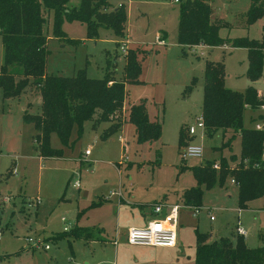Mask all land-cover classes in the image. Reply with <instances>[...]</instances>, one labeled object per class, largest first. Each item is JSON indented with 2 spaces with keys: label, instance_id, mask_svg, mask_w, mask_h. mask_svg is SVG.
<instances>
[{
  "label": "rangeland",
  "instance_id": "1",
  "mask_svg": "<svg viewBox=\"0 0 264 264\" xmlns=\"http://www.w3.org/2000/svg\"><path fill=\"white\" fill-rule=\"evenodd\" d=\"M107 2L112 8L124 6L127 15L125 38H118L112 30L103 27L98 29L96 38H88L85 24L64 19L61 29L72 42H60L53 37L50 12L46 24L49 51L46 72L72 76L83 69L88 77L100 78L110 62L114 77L120 79L125 64L120 43L131 38L128 48L140 46L145 50H140L142 72L139 77L144 84L126 85L127 100L146 101L151 118L158 112L161 138L137 143L134 126L126 122L122 131L103 140L101 133L108 122L93 128L92 122L86 121L80 136L73 129L68 146L52 134L50 145L53 149H61L62 155L42 158L33 140L36 133L33 124L23 121L25 111L40 113L39 91L30 86L18 97L3 98L0 88V255L12 253L0 264H193L196 233L212 234L210 241L221 236L233 238L236 222L246 227L247 244L259 246L258 234L264 233V198L253 200L249 204L251 210L240 212L237 189L228 179L223 187L204 190L202 207L196 216L193 208L184 206L182 200L183 192L196 186L190 167L238 154L240 136L236 135L231 148L222 149L221 132L207 137L201 136L199 131L189 143L201 145L202 156L184 161L180 154L184 147L179 146V130L182 125L194 124L201 114L202 72L206 61L223 64L227 88L243 91L252 86L263 95L264 67L261 78L252 82L246 76L247 57L243 48L222 50L218 46L206 49L203 56L199 49L190 48L185 50L187 56H181L176 46L177 4L173 0ZM210 2L213 18H222L228 23L219 30L221 38L261 37L264 15L253 24L245 23L243 15L250 0ZM161 31L167 34L166 51L153 45L155 33ZM116 52L118 56L114 58L112 55ZM2 63L0 38V66ZM187 69L193 72L196 83L185 95L183 90L189 84L184 81ZM126 101L129 106L130 102ZM260 114L259 110L246 108L244 128H254L260 121ZM229 136L230 133L224 141ZM89 147L91 155L84 158V151ZM75 181H78V188L74 187ZM118 201L122 203L119 205ZM157 202L180 205L176 230L179 246L146 249L138 263L125 260L120 248L116 257L111 244L54 239L64 228L73 225L90 228L95 236L99 233L103 238L113 239L116 225L122 230L144 224ZM37 241L48 245L49 249L35 247L33 243Z\"/></svg>",
  "mask_w": 264,
  "mask_h": 264
},
{
  "label": "trees",
  "instance_id": "2",
  "mask_svg": "<svg viewBox=\"0 0 264 264\" xmlns=\"http://www.w3.org/2000/svg\"><path fill=\"white\" fill-rule=\"evenodd\" d=\"M73 1L0 0V38L3 47L0 88L3 98L18 97L30 86L39 91L40 113L25 111L23 121L33 124L36 131L33 140L42 158L62 155L61 149H53L50 145L52 134L55 133L61 143L68 146L73 129L80 136L86 121H91L93 128L103 122L109 123L101 133L103 140L120 131L124 122L134 126L137 143L159 140L162 135L161 121L150 119L143 101L124 108L126 85L140 83L142 67L138 48H128L127 54L123 56L125 64L120 79L114 77L110 62L100 78L88 77L83 69L72 76L46 72L49 54L46 24L50 12L53 16V37L60 42H72L61 29L64 19L85 24L88 38H96L98 29L102 27L112 30L118 38H125L127 15L123 5L112 8L107 0ZM176 3L178 44L216 47L228 43L234 48H244L247 53V78L252 82L261 78L264 67V25L259 39H223L219 30L227 27L228 23L223 19H212L209 0H177ZM263 15L264 0H250L243 16L245 23L250 25ZM224 76L222 63L205 62L201 105L204 134L210 137L221 132L222 149L231 148L232 141L239 135L240 150L238 154L220 157L218 162L208 160L190 167L196 186L186 189L182 194L183 204L187 207H200L204 190L223 187L228 179H233L237 186L239 208L245 209L250 201L264 198V131L253 127L244 128L243 125L245 109L258 110L264 103V96L259 95L252 86L243 91L231 90L224 85ZM195 83L196 78H193L183 94H188ZM258 118L261 120L264 116L259 115ZM228 133L230 136L224 141ZM191 138L187 135L186 126L182 125L179 146L185 147ZM244 160L248 163L247 167L244 166ZM216 163L219 169L213 167ZM60 238L91 241L96 236L92 229L75 225L54 237ZM260 239L264 240V236L261 235ZM263 242L257 247H248L242 235L220 237L208 242L207 234L196 233L193 264H264ZM10 255H0V262Z\"/></svg>",
  "mask_w": 264,
  "mask_h": 264
},
{
  "label": "built area",
  "instance_id": "3",
  "mask_svg": "<svg viewBox=\"0 0 264 264\" xmlns=\"http://www.w3.org/2000/svg\"><path fill=\"white\" fill-rule=\"evenodd\" d=\"M177 2V0H174ZM128 43L129 40H125L120 43V51L122 55H126L128 51ZM156 43L158 45H163L164 41L157 38ZM264 96L263 94H260ZM258 110L260 111V115L264 116V103L259 106ZM204 119L202 113L199 114L194 121V124L186 126L188 137H194L197 132L200 131L201 136H204ZM254 129L259 131H264V119H261L254 126ZM90 147L85 149L84 158H87L90 155ZM202 147L201 145H194L188 143L183 150L180 152L181 159L187 160L190 157H201L202 156ZM262 159L264 160V146L262 152ZM244 166L247 167L248 163L244 160ZM215 169H219V165L216 163L213 166ZM230 182L234 184V180L230 179ZM78 181L74 182V187L78 188ZM180 205L172 204V205H162L156 204L152 207V211L154 217L144 226H132L129 227L126 231V242L131 246H145V247H163V248H175L177 246V225H178V216L180 211ZM194 215L199 214V207H194ZM67 230V228H64ZM236 232L238 235L244 236L246 231L244 228L238 223L236 226ZM28 241H32L28 239ZM264 244V242H263ZM35 247H40L45 250L49 249V246L46 244H41L40 241L33 243Z\"/></svg>",
  "mask_w": 264,
  "mask_h": 264
},
{
  "label": "crops",
  "instance_id": "4",
  "mask_svg": "<svg viewBox=\"0 0 264 264\" xmlns=\"http://www.w3.org/2000/svg\"><path fill=\"white\" fill-rule=\"evenodd\" d=\"M210 1V0H209ZM174 2V1H173ZM175 4H177L176 2H174ZM211 3V2H210ZM212 6V5H211ZM176 10H177V19H178V9L177 8H175ZM212 11H213V9H212ZM212 17V19H214L213 18V16H211ZM219 19H222V18H219ZM176 30H177V28H176ZM261 36H262V34H261ZM157 38H159V39H161V40H163L164 41V44L163 45H158L157 43H156V39ZM129 45L132 43V40H131V38H129ZM47 43H48V39H47ZM154 46H157V47H161V48H164V50L166 51V47H168V43H167V34H166V32H164V31H161V32H156L155 33V39H154V44H153ZM176 46L180 49V52H179V54L182 56V55H185V56H187V49H190V48H194V49H199L200 51H201V55L203 56L204 54V51L206 50V49H215L216 47H218V46H216V47H209V46H205V45H195V46H191V47H189V46H182V45H180V44H178L177 43V39H176ZM129 48H131L130 46H129ZM137 48L139 49V50H142V52H144L145 50H143V49H141L140 48V46H137ZM232 48H234V47H231V46H229V45H227V44H223V45H220V49H222V50H228V49H232ZM168 49V48H167ZM244 49V48H243ZM186 50V51H185ZM244 50H246V49H244ZM169 51V50H168ZM107 54H109V52H107ZM114 58H116L117 56H118V54H117V52L116 53H114L113 55H112ZM246 57H247V53H246ZM181 60H184V58H182L181 57ZM181 60H179V61H181ZM109 61V60H108ZM115 65V62H113V66ZM185 74H186V79L184 80L186 83L187 82H191V80L193 79V78H195L194 77V74H193V72L191 71V70H189V69H187V71H185ZM202 74H203V72H202ZM140 84H144V81H142V80H140V83H138V85H140ZM203 84H204V79H203ZM128 85V84H127ZM37 90V89H36ZM128 90V89H127ZM258 91V90H257ZM258 93H259V91H258ZM128 99V97H126V100ZM127 101H129L130 102V104H135V103H133V102H131V100L129 99V100H127ZM127 101H126V103H127ZM144 103H145V105H146V109H147V103H146V101H144ZM125 107H128V104H124V108ZM157 110H158V108H157ZM147 112H148V110H147ZM162 113H163V111H162ZM148 115H149V113H148ZM149 117H150V115H149ZM150 119H152V120H159L160 121V119H159V117H158V112H157V114L156 115H153V117L151 118L150 117ZM124 123H126V122H124ZM108 125H109V123H108ZM108 125L106 126V127H108ZM125 126V125H124ZM106 127H104V128H106ZM122 129H123V125H122V127H121V131H122ZM121 139V138H120ZM87 149V148H86ZM90 155H91V153H90ZM89 155V156H90ZM231 183V182H230ZM232 184V183H231ZM233 186H235L236 187V189H237V186L235 185V184H232ZM250 202H252V201H250ZM250 202L248 203V206H247V208H245V209H241V208H239V206H238V201H237V208H238V210L241 212V211H244V210H251V208L249 207V204H250ZM122 202L121 201H118V204L120 205ZM162 205H172L171 203H166V202H162L161 203ZM174 204H176V203H174ZM202 207V205L199 207V208H201ZM181 209V208H180ZM179 214H180V211H179ZM154 217V214H153V211H152V208H151V210H150V214H149V216H146L145 218H146V220H144V224H142V225H133V226H144V225H146L152 218ZM179 217V216H178ZM118 223H120V219L117 217V224ZM239 222H236L235 223V225H234V227H233V236L234 235H238L237 234V232H236V226H237V224H238ZM243 228H244V230L246 231V234L243 236L244 237V239H245V242H246V244H247V229H246V227L244 226V224H242V223H239ZM73 226H75V225H73ZM72 226V227H73ZM77 226V225H76ZM80 227H82V226H80ZM130 227H132V226H130ZM71 228V227H70ZM70 228H67V230L68 229H70ZM129 228V227H128ZM128 228H126V229H119V227H118V225H116V230H115V235H114V238L113 239H107V238H103V236H101V235H99V233H96V238H95V240H91V241H89V242H99V243H102L104 246H107V244H111L112 246H114L115 247V256L116 257H118V250H119V248H120V255L123 257V258H125V260H131V261H134L135 263H138L139 261H142V259H143V255L146 253L144 250H146V249H149V250H154V249H175V248H177L178 246H179V243H178V241H177V246L175 247V248H163V247H145V246H131V245H128L127 244V242H126V231H127V229ZM98 234V235H97ZM208 235V242H211L210 240H209V237H210V239H212V234H207ZM261 235H263L264 236V233H262V231L261 232H259V234H258V238H259V240H260V242H261V244H262V242H263V240H261L260 239V236ZM221 237H223V236H221ZM220 238V237H219ZM218 239V238H217ZM77 240H79V241H82V242H84V244H87L88 243V241H84V240H81V239H77ZM214 240H216V239H214ZM214 240H212V241H214ZM76 241V240H75ZM247 246L248 247H250L248 244H247ZM257 247V246H256ZM48 250V249H47ZM19 253V252H18ZM7 254H9V253H7ZM10 254H12V253H10ZM132 255V256H131Z\"/></svg>",
  "mask_w": 264,
  "mask_h": 264
}]
</instances>
